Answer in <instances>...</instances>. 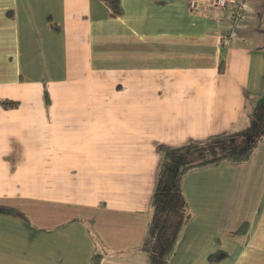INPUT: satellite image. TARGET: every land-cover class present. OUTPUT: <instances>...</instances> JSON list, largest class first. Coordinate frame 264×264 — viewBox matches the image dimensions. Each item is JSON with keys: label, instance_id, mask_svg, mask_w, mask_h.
<instances>
[{"label": "crops", "instance_id": "1", "mask_svg": "<svg viewBox=\"0 0 264 264\" xmlns=\"http://www.w3.org/2000/svg\"><path fill=\"white\" fill-rule=\"evenodd\" d=\"M188 4L0 0V206L29 220L0 216V264H147L158 148L240 130L264 85V0ZM249 161L186 173L169 264H264V207L236 210Z\"/></svg>", "mask_w": 264, "mask_h": 264}, {"label": "trees", "instance_id": "2", "mask_svg": "<svg viewBox=\"0 0 264 264\" xmlns=\"http://www.w3.org/2000/svg\"><path fill=\"white\" fill-rule=\"evenodd\" d=\"M99 1L109 9L112 17L122 15V0ZM219 71H224L223 65ZM44 100L49 103L46 92ZM0 106L13 109L18 104L4 100L0 102ZM246 108L244 126L238 131L211 136L205 141H189L179 147L158 148L159 161L150 199V215L145 237L140 245L147 264H169L174 256L180 231L191 220L182 192V179L186 173L217 166L222 162L245 163L264 140V85L261 95L252 104L248 100ZM0 216L26 223L29 221L21 211L8 206H0ZM248 226V222L240 224L236 235H245ZM226 257V252L217 250L208 255V261L219 263Z\"/></svg>", "mask_w": 264, "mask_h": 264}, {"label": "rangeland", "instance_id": "3", "mask_svg": "<svg viewBox=\"0 0 264 264\" xmlns=\"http://www.w3.org/2000/svg\"><path fill=\"white\" fill-rule=\"evenodd\" d=\"M262 144L240 172L242 175L250 176L248 182L244 183V187L240 188L241 192L237 199L236 210L241 221L250 220L264 207V142ZM238 145H240L239 142ZM224 173L227 174V172ZM236 191H239V188ZM201 262L209 264L206 259Z\"/></svg>", "mask_w": 264, "mask_h": 264}, {"label": "built area", "instance_id": "4", "mask_svg": "<svg viewBox=\"0 0 264 264\" xmlns=\"http://www.w3.org/2000/svg\"><path fill=\"white\" fill-rule=\"evenodd\" d=\"M235 0H189V8L191 10H207L220 7L224 9L230 4H233Z\"/></svg>", "mask_w": 264, "mask_h": 264}, {"label": "bare ground", "instance_id": "5", "mask_svg": "<svg viewBox=\"0 0 264 264\" xmlns=\"http://www.w3.org/2000/svg\"><path fill=\"white\" fill-rule=\"evenodd\" d=\"M214 9H217V8H214Z\"/></svg>", "mask_w": 264, "mask_h": 264}]
</instances>
